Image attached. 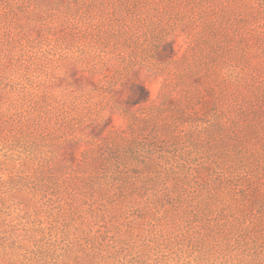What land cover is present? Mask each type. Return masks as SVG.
<instances>
[{
    "label": "rangeland",
    "instance_id": "374dc122",
    "mask_svg": "<svg viewBox=\"0 0 264 264\" xmlns=\"http://www.w3.org/2000/svg\"><path fill=\"white\" fill-rule=\"evenodd\" d=\"M0 264H264V0H0Z\"/></svg>",
    "mask_w": 264,
    "mask_h": 264
}]
</instances>
